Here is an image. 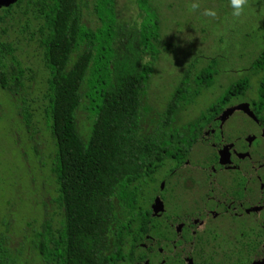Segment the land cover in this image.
I'll return each mask as SVG.
<instances>
[{"label": "trees", "instance_id": "trees-1", "mask_svg": "<svg viewBox=\"0 0 264 264\" xmlns=\"http://www.w3.org/2000/svg\"><path fill=\"white\" fill-rule=\"evenodd\" d=\"M90 1L18 0L16 8L17 17L32 16L38 22L36 35L50 75L45 113L55 143L51 172L61 219L56 223L46 214L30 240L44 264H122L134 230L127 223L145 204L146 186L167 160L185 156L214 111L246 98L253 76L259 87L252 106L264 123L262 51L245 76L231 82L220 99L179 128L178 113L211 89L218 75L216 59L198 71L197 61L193 62L154 127L146 126L149 110L143 100L161 54L159 15L150 0H137L144 15L137 31L138 50L129 48L132 53L119 60L115 0H92L101 23L97 29L83 22V9ZM4 38L0 39V88L18 98L19 114L30 129L33 114L22 96L29 88L28 69L14 44ZM85 98L90 100L93 117L87 140L77 119ZM24 252V246L13 249L4 236L0 239V264L22 263Z\"/></svg>", "mask_w": 264, "mask_h": 264}, {"label": "rangeland", "instance_id": "rangeland-1", "mask_svg": "<svg viewBox=\"0 0 264 264\" xmlns=\"http://www.w3.org/2000/svg\"><path fill=\"white\" fill-rule=\"evenodd\" d=\"M150 3L161 20L162 42L143 100V107L149 110L146 126L154 127L190 64L197 61L198 71L210 60L219 62L214 86L178 113L175 124L181 128L220 99L231 82L245 76L264 51V0H150ZM92 6L91 0L89 7H84L83 22L97 29L101 23ZM115 9L119 33L115 50L116 58L121 60L132 53L129 48L138 50L137 31L144 15L137 0H115ZM37 29L38 22L32 16H16L14 31L4 38L14 44L19 60L28 69L29 88L22 96L28 100L33 114L30 129L19 114L22 104L17 102L18 98L0 88V239L4 236L13 249L25 247L19 264H44L30 240L46 214L56 223L61 219V210L54 202L57 186L51 172L55 143L45 113L49 105L45 98L46 81L50 75L44 65ZM258 87V78L253 76L251 89L241 100L257 98ZM82 93L85 95L88 90L84 88ZM90 107V100L85 98L77 114L78 129L85 140L93 124ZM226 130L244 135L252 133L254 126L236 112L226 123Z\"/></svg>", "mask_w": 264, "mask_h": 264}, {"label": "flooded vegetation", "instance_id": "flooded-vegetation-1", "mask_svg": "<svg viewBox=\"0 0 264 264\" xmlns=\"http://www.w3.org/2000/svg\"><path fill=\"white\" fill-rule=\"evenodd\" d=\"M17 3L0 0V39L14 31ZM253 100L214 111L185 156L159 168L127 223L122 264H264V123ZM236 112L252 133L227 132Z\"/></svg>", "mask_w": 264, "mask_h": 264}, {"label": "water", "instance_id": "water-1", "mask_svg": "<svg viewBox=\"0 0 264 264\" xmlns=\"http://www.w3.org/2000/svg\"><path fill=\"white\" fill-rule=\"evenodd\" d=\"M13 2H17L18 0H12ZM239 108V107H238ZM240 108H242V110L244 111V112H246L247 114H249V116H253L254 117V115L251 113V111H250V108H249V105L248 104H244V105H242V106H240ZM237 109V108H236Z\"/></svg>", "mask_w": 264, "mask_h": 264}]
</instances>
